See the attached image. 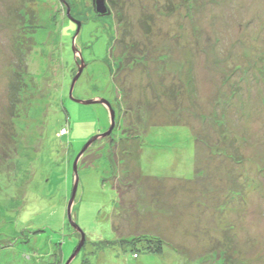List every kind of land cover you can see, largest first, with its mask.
<instances>
[{
	"label": "rangeland",
	"instance_id": "374dc122",
	"mask_svg": "<svg viewBox=\"0 0 264 264\" xmlns=\"http://www.w3.org/2000/svg\"><path fill=\"white\" fill-rule=\"evenodd\" d=\"M107 3L0 0V264H264V0Z\"/></svg>",
	"mask_w": 264,
	"mask_h": 264
},
{
	"label": "trees",
	"instance_id": "16d2710c",
	"mask_svg": "<svg viewBox=\"0 0 264 264\" xmlns=\"http://www.w3.org/2000/svg\"><path fill=\"white\" fill-rule=\"evenodd\" d=\"M117 43V42H116ZM115 43V44H116ZM115 46V45H114ZM113 49V48H112ZM131 55V54H130ZM130 58H132V57H130ZM129 61H131V63H129L128 64V67L129 66H132V65H135V63H136V60H132V59H130ZM77 74V73H76ZM115 103H116V101H115ZM116 105V109L117 110H115L116 111V114H117V121H118V114H119V112H121L122 111V106L123 105H121V104H115ZM114 107V106H113ZM153 109V108H151V105H149V107H148V109ZM130 112H132V110H128L127 111V115H129L130 114ZM143 116H145V115H143ZM176 125H180L181 124V122H176L175 123ZM152 126H156V124L155 125H152ZM63 130H68V129H62L61 131H63ZM60 131V132H61ZM130 131V132H129ZM125 134H129L131 137H128V138H126V139H128V140H131V142H133V140H138V139H141L140 137H141V135H140V133H139V131H133V130H129V127H126V129H125ZM134 134L136 135V136H134ZM68 135H62V136H60V138H64V137H67ZM114 137L115 136H113V138H111V141H109L108 140V142H107V144H108V146L110 145V146H112L113 147V149L115 150L116 149V147L119 145V142L121 141L122 142V144H124V139H122V138H120L119 139V141H117L116 139H114ZM195 141H197V143L200 141V139L198 138V137H195ZM120 142V143H121ZM141 141H139V143H140ZM103 147V146H102ZM101 147V148H102ZM139 144L138 145H136V147H135V149H136V153L138 152V150H139ZM119 148V147H118ZM124 152H126V150H124ZM135 153V154H136ZM125 154H127L128 156H131L128 160H133L132 158V155H131V153H125ZM85 155H86V153L84 154V156L81 158V162L83 161H85L86 162V160H84L85 159ZM118 155H119V153L118 152H116L115 153V155L114 156H117V158H118V160L117 161H113V163L116 165V162H118V161H120V164L122 165V166H126V168L128 169V170H130L128 167H127V165H126V158L124 159V158H119L118 157ZM96 156L94 155L93 157H91V159L92 158H95ZM131 161H130V163H131ZM80 163V162H79ZM140 173V172H139ZM143 176L141 175V178H142ZM116 179V175L115 176H113V180H115ZM114 188L117 190V192H118V196H119V200H120V204L122 203V201H123V193L124 192H122V190H121V188L120 187H115L114 186ZM238 194H239V192H238ZM141 237H139V239L138 238H136V239H133V241L132 242H129V241H124L123 239L120 241V240H118L117 241V243H119L121 246H122V248H129V249H131V251L133 252V257H134V259H138L139 258V256H140V250H142V249H140V247H144V246H142L143 244L145 245V247L143 248V249H145V250H147L149 253H152V254H156V255H163L164 254V251H165V245H164V242L162 241V240H151V239H144V238H142V239H140ZM136 240V241H135ZM138 240V241H137ZM135 256H137V257H135Z\"/></svg>",
	"mask_w": 264,
	"mask_h": 264
},
{
	"label": "water",
	"instance_id": "95a60500",
	"mask_svg": "<svg viewBox=\"0 0 264 264\" xmlns=\"http://www.w3.org/2000/svg\"><path fill=\"white\" fill-rule=\"evenodd\" d=\"M92 3H93L94 12H95V14L98 17L102 18V17H106V16H110L111 15L112 12H111V10H110V8L108 6L107 0H92ZM68 15H70V9H68ZM73 21L76 22L75 20H73ZM76 23H79V22H76ZM79 27H80V24H79ZM83 70H84V64L81 63V64H79L78 74L75 77V79L73 81V84H72L71 93H70L71 99H73L74 87H75L77 81L79 80ZM74 101H76V102H78L80 104H83V105H95V104L105 105L109 109L110 115H111V127H110V129L105 134L99 135L96 138H94L91 141H89L86 144V146L84 147L83 151L78 155V157H77V159L75 161V164H74V173H75V177H76V182H75V186H74V189H73V193H72L71 199H70L69 204H68V218H69V221L71 222V224L73 225V227L75 229H77L78 231H80V229H78V227L76 226V224L73 222V219H72V208H73V205H74V202H75V199H76V194H77L78 185H79L78 165H79V162H80L81 158L90 149L91 146H93L97 141H101L103 139L110 138L112 136V134H113V132L115 130V127H116V112L113 109L112 105L108 101H105V100H94V101H87V102H82V101H77V100H74ZM84 243H85V237H84V235H82V243L81 244L84 245ZM82 245L78 249V251L74 255V257H76V255L78 254V252L82 248ZM73 258L71 259V261L73 260ZM71 261H69L67 264H70Z\"/></svg>",
	"mask_w": 264,
	"mask_h": 264
},
{
	"label": "built area",
	"instance_id": "2783aa9c",
	"mask_svg": "<svg viewBox=\"0 0 264 264\" xmlns=\"http://www.w3.org/2000/svg\"><path fill=\"white\" fill-rule=\"evenodd\" d=\"M65 131V133L67 132L66 130H64ZM65 135V134H64ZM135 257H137V256H135Z\"/></svg>",
	"mask_w": 264,
	"mask_h": 264
},
{
	"label": "flooded vegetation",
	"instance_id": "af4514ba",
	"mask_svg": "<svg viewBox=\"0 0 264 264\" xmlns=\"http://www.w3.org/2000/svg\"><path fill=\"white\" fill-rule=\"evenodd\" d=\"M92 5H93V3H92Z\"/></svg>",
	"mask_w": 264,
	"mask_h": 264
}]
</instances>
